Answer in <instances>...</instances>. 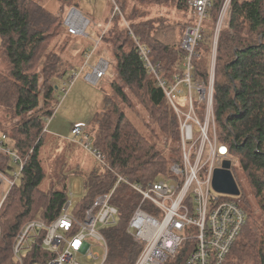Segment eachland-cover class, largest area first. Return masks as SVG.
Segmentation results:
<instances>
[{
	"label": "trees",
	"instance_id": "16d2710c",
	"mask_svg": "<svg viewBox=\"0 0 264 264\" xmlns=\"http://www.w3.org/2000/svg\"><path fill=\"white\" fill-rule=\"evenodd\" d=\"M59 1L63 7L53 14L35 0H0V136L6 135L25 161L0 211V264H18L12 248L27 222L38 216L53 222L69 200L66 190L41 189L46 160L59 148L54 141L45 145L44 139L47 120L55 114L58 88L71 72L80 69L93 42L67 32L66 13L77 7L74 0ZM170 1L116 0L129 27L120 16L111 20L113 7L100 28L90 21L91 27L95 26L94 37L105 31L96 52L114 69L106 82L109 90L103 109L87 129L94 147L105 155L106 165L85 184L87 194L76 215H83L98 196L113 189L116 174L148 185L170 178L171 166L181 161L179 117L145 69L134 39L150 50L153 63H160L161 75L168 83L177 74L183 76L187 53L181 42L187 25L178 46L166 44L158 38L163 21L149 18L150 13L142 9ZM173 1L178 9L189 10L186 0ZM223 3L215 0L210 10L209 20L215 24ZM78 42L82 46L81 62L73 65L62 55L69 51V44ZM212 45V35L204 30L192 59L195 82L209 80ZM213 73L218 141L228 146L251 195L249 199L238 170L232 166L247 222L224 264H264V0H232L228 20L218 35ZM127 112L137 117L146 112L153 127L145 121V129L151 135L140 131ZM15 171L18 167L11 158L0 156V172L13 179ZM138 202L128 187H117L112 199L118 210L117 224L101 229L110 264H134L142 251L127 231ZM195 248V239H185L178 254L166 264H185Z\"/></svg>",
	"mask_w": 264,
	"mask_h": 264
},
{
	"label": "built area",
	"instance_id": "2783aa9c",
	"mask_svg": "<svg viewBox=\"0 0 264 264\" xmlns=\"http://www.w3.org/2000/svg\"><path fill=\"white\" fill-rule=\"evenodd\" d=\"M112 1V18L120 16L126 23L116 0ZM215 0H186L194 19L187 25L181 48L186 51L183 76L177 74L168 83L161 75L160 63L152 61L150 50L140 44L138 53L145 69L154 76L163 89L167 101L180 121L181 161L170 168V178H160L148 185L134 183L116 174V184L106 194L98 196L83 215L70 214L72 202L64 205L61 215L51 223L41 217L27 222L17 234L12 254L18 264H82V260L95 261L100 258L91 242H97L108 256V244L101 229L115 226L118 210L112 204L113 196L120 184L125 185L139 198L127 231L142 246L134 264H166L180 250L185 239H195L196 248L185 264H224L247 222V214L235 201L237 197L220 194L213 188V176L226 160L233 161L228 146L218 141L214 115V58L207 83L195 82L192 59L195 48L202 39L203 23L209 18ZM232 0H224L217 22L218 31L231 11ZM91 22L77 8H70L64 19L67 32L93 42L86 53L79 71L88 70L85 80L98 86L110 70V62L98 56L92 59L101 45V36L91 37L88 33ZM101 25H96L100 28ZM219 34V32H218ZM71 72L63 84L62 91L68 93L80 72ZM186 107L184 109L181 107ZM51 120H47L49 123ZM88 124L78 123L71 129L72 141L91 154L102 165L105 155L94 147ZM9 156L18 171L13 179L0 172V211L2 204L14 187L25 166L9 144L6 135L0 136V156ZM213 190L219 196L213 194ZM186 234V235H185Z\"/></svg>",
	"mask_w": 264,
	"mask_h": 264
},
{
	"label": "rangeland",
	"instance_id": "374dc122",
	"mask_svg": "<svg viewBox=\"0 0 264 264\" xmlns=\"http://www.w3.org/2000/svg\"><path fill=\"white\" fill-rule=\"evenodd\" d=\"M44 8L53 14H57L62 9V4L59 0H35ZM77 9L91 22H104L109 17L112 10L111 0H74ZM171 0L170 3H161L162 5H149L143 6L142 9L150 13L149 18H154L163 21L159 27L158 38L166 44H180L183 31L189 21L194 19L191 10L178 9L177 2ZM229 13L222 22V28L225 27L228 20ZM162 23V22H160ZM217 25L210 21L209 18L203 23V28L207 34L212 35L213 49L215 40L218 42ZM97 28V27H96ZM88 33L94 37L96 34L95 26L89 28ZM1 45V40H0ZM217 46V43H216ZM68 52L62 56L66 61H70L73 65H79L80 53L82 51L81 43L69 44ZM213 52V51H212ZM216 53V50H215ZM97 52L95 53L92 62L95 63L98 59ZM215 64V58H214ZM113 67L110 68L106 80L102 81L98 86H92L85 80V74L88 70L79 71V77L74 82V85L69 89L68 93L62 91L63 84L58 88L56 95L55 114L50 118L47 124L45 145L50 142H56L57 152L54 156L48 157L46 160V179L41 185V189L45 192L50 190L67 191L69 200L72 206L69 210L70 214H74L78 205L82 203L86 197L87 190L85 184L93 176L101 173L104 170V165L98 162L91 154L86 152L78 142L72 141L71 129L75 124L84 123L88 124L92 119L102 111L105 100V92L109 90L106 82L112 78ZM186 109V107H183ZM131 121L135 122L140 131L146 132V135L151 133L146 131L144 122L153 127L152 122L146 112L141 113V117L135 116L131 112H127ZM31 115V114H29ZM16 123V121H14ZM5 129H3L4 131ZM2 131V130H1ZM0 131V132H1ZM232 166L238 170L239 180L243 185L245 194L250 198V192L244 181L243 174L238 168L237 162L233 159ZM213 194L219 196L213 190ZM240 203V197L235 199ZM241 204V203H240ZM39 217V216H38ZM94 246L95 252L100 256L95 261L82 260V264H110L108 256L104 261L105 251L97 242H91ZM16 261V260H15Z\"/></svg>",
	"mask_w": 264,
	"mask_h": 264
},
{
	"label": "water",
	"instance_id": "95a60500",
	"mask_svg": "<svg viewBox=\"0 0 264 264\" xmlns=\"http://www.w3.org/2000/svg\"><path fill=\"white\" fill-rule=\"evenodd\" d=\"M213 188L220 194L234 197L241 196V190L232 173V162L230 160L224 161L222 167L215 170Z\"/></svg>",
	"mask_w": 264,
	"mask_h": 264
},
{
	"label": "crops",
	"instance_id": "0c3cea01",
	"mask_svg": "<svg viewBox=\"0 0 264 264\" xmlns=\"http://www.w3.org/2000/svg\"><path fill=\"white\" fill-rule=\"evenodd\" d=\"M193 15V14H192ZM88 18V17H87ZM89 19V18H88ZM90 20V19H89ZM91 21V20H90ZM193 22V20L192 21H189L188 23H187V25H190L191 23ZM93 23V25H102L103 24V22H96V21H94V22H92ZM181 41V40H180Z\"/></svg>",
	"mask_w": 264,
	"mask_h": 264
}]
</instances>
